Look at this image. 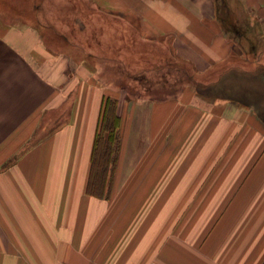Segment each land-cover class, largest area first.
I'll return each instance as SVG.
<instances>
[{
  "label": "crops",
  "instance_id": "1",
  "mask_svg": "<svg viewBox=\"0 0 264 264\" xmlns=\"http://www.w3.org/2000/svg\"><path fill=\"white\" fill-rule=\"evenodd\" d=\"M0 264H264V0H0Z\"/></svg>",
  "mask_w": 264,
  "mask_h": 264
},
{
  "label": "trees",
  "instance_id": "2",
  "mask_svg": "<svg viewBox=\"0 0 264 264\" xmlns=\"http://www.w3.org/2000/svg\"><path fill=\"white\" fill-rule=\"evenodd\" d=\"M166 66L168 69H172V64ZM119 126L117 100L113 97H106L101 105L91 154L90 172L86 186V193L90 196L102 199H108L111 196L120 151Z\"/></svg>",
  "mask_w": 264,
  "mask_h": 264
},
{
  "label": "rangeland",
  "instance_id": "3",
  "mask_svg": "<svg viewBox=\"0 0 264 264\" xmlns=\"http://www.w3.org/2000/svg\"><path fill=\"white\" fill-rule=\"evenodd\" d=\"M18 3H19V4H18V7H19L20 9H23L24 11H28L29 14L31 13L30 15H31V16L33 15V18H34V19L37 17V16H36V13H37V10H38V9L36 8V5H35V4L33 5V9H32L31 6H30L29 8H28V7L26 8V7L24 6V3H22L21 1L18 2ZM15 6H16V4H15ZM18 7H17V8H18ZM17 10H18V9H17ZM33 11H34L35 13H34ZM45 21H46V19H45ZM173 66H174V65H172V68H173ZM176 70H177V68L174 67V68H173V71H176ZM184 70H185V69H184ZM184 70H183V71H184ZM172 73H173L174 78H175V75H176L175 72H172ZM170 78H172V77L169 76L168 79H170ZM173 81H174V79H173Z\"/></svg>",
  "mask_w": 264,
  "mask_h": 264
}]
</instances>
